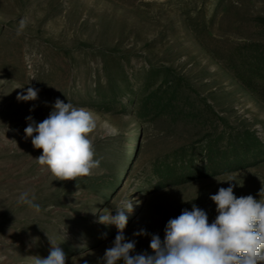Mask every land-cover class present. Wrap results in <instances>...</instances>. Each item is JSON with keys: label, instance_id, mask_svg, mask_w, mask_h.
Segmentation results:
<instances>
[{"label": "rangeland", "instance_id": "374dc122", "mask_svg": "<svg viewBox=\"0 0 264 264\" xmlns=\"http://www.w3.org/2000/svg\"><path fill=\"white\" fill-rule=\"evenodd\" d=\"M21 19L28 23L17 37ZM251 47L264 49V0H0V264H34L49 255L50 239L66 264H103L118 229L98 217L115 215L128 198L134 211L126 213L124 236L136 241L133 255L152 254V235L163 240L167 222L193 204L213 222L210 196L229 187L218 181L231 177L237 198L259 200L264 158L222 166L238 134L251 131L264 142V100L231 68ZM108 73L127 79L120 83L123 103L142 94L155 73L149 93L158 99L176 88L184 105L152 109L142 120L98 112L91 105ZM28 87L39 90L38 98L18 100ZM57 98L96 116L91 135L101 163L92 176L54 180L35 160L42 150L25 136L26 118L42 122ZM209 141L219 146L214 173L156 187L155 163L185 146L204 167ZM123 155L124 166L114 167ZM24 191L38 212L18 202ZM141 230L147 234L133 235Z\"/></svg>", "mask_w": 264, "mask_h": 264}, {"label": "clouds", "instance_id": "9594fccd", "mask_svg": "<svg viewBox=\"0 0 264 264\" xmlns=\"http://www.w3.org/2000/svg\"><path fill=\"white\" fill-rule=\"evenodd\" d=\"M27 23L26 19L19 21L17 37L23 34ZM38 91L28 87L26 94L18 93L17 99L36 100ZM26 119L31 122L24 129L25 136L31 138L35 149L42 150L35 160L46 167L54 180L89 177L100 168L101 161L95 158L91 135L97 128V121L91 110L57 98L54 110L42 122L36 123L31 116ZM233 181L231 177L218 181L228 182L229 187H221L210 196L218 213L213 222L209 223L207 213L193 204L191 211L184 209L178 217L167 222L163 240L159 235H152L149 245L152 254L133 255L136 241H126L124 236L128 223L126 213L134 211L132 199L122 201L115 215L110 211L100 214L99 223L115 225L118 229L113 246L105 250L103 264L121 261L122 264H264V187L260 189L259 200L252 195L237 198ZM34 201L35 197L30 198L28 191L18 197L19 203L38 212L40 205ZM135 203L138 205L139 201ZM142 234L147 233L141 230L133 235ZM50 242L49 255L34 257V264H66V253L51 239Z\"/></svg>", "mask_w": 264, "mask_h": 264}, {"label": "trees", "instance_id": "16d2710c", "mask_svg": "<svg viewBox=\"0 0 264 264\" xmlns=\"http://www.w3.org/2000/svg\"><path fill=\"white\" fill-rule=\"evenodd\" d=\"M241 56L244 57V55ZM239 60V63H233L234 65L231 67L233 72L250 91L264 100V49L251 47L248 55ZM157 76V74L152 73L143 87L142 94L130 95L129 102L126 104L122 101L123 91L120 89V83L126 84L127 79L121 76L122 78L120 77V80H117L112 74L108 73L109 82L97 87L96 103L91 107L101 113L130 115L138 120H142L151 114L149 112L152 109L183 107V97L176 88L165 92L163 97H166V103H164L163 97L157 99L155 93H149ZM117 108L120 110L117 113H112ZM187 117L185 116V118ZM218 149L219 146L216 141L207 143L206 165L204 167H199L196 164L194 156L188 155L185 146L168 153L153 165L152 173L157 177L156 187L163 188L190 183L199 178V173L203 171L206 172V175L214 173L218 168L216 160ZM95 152L96 154L99 152L96 147ZM228 153L231 155V159L223 163L222 166L240 168L248 158L254 160L264 158V142L254 132L245 131L234 137ZM123 157L124 155L116 158L114 167L119 169L124 166Z\"/></svg>", "mask_w": 264, "mask_h": 264}]
</instances>
